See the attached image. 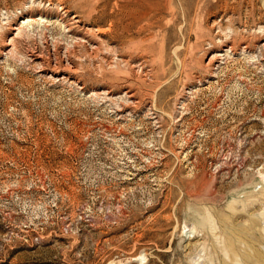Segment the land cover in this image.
I'll return each instance as SVG.
<instances>
[{
    "label": "rangeland",
    "instance_id": "rangeland-1",
    "mask_svg": "<svg viewBox=\"0 0 264 264\" xmlns=\"http://www.w3.org/2000/svg\"><path fill=\"white\" fill-rule=\"evenodd\" d=\"M263 178L264 0H0V264H262Z\"/></svg>",
    "mask_w": 264,
    "mask_h": 264
},
{
    "label": "bare ground",
    "instance_id": "bare-ground-1",
    "mask_svg": "<svg viewBox=\"0 0 264 264\" xmlns=\"http://www.w3.org/2000/svg\"><path fill=\"white\" fill-rule=\"evenodd\" d=\"M99 48H101V46L91 45L90 49L92 52H95V54L98 53L102 61H104V63L106 62L107 66H109L112 62L108 59V57L102 55L104 53H102ZM262 182L264 184V178L262 179ZM259 232L260 231H257L252 227L244 230L231 229L228 233L224 232V249L226 250V254H228L229 259H236L237 257L247 261L248 259H255L258 261L260 260L262 264H264V250L259 248L260 242L256 238V236L259 235ZM241 239H243V241H241ZM257 242L259 243L257 244ZM242 243H244L243 247ZM141 259L143 258L139 256L140 261H142Z\"/></svg>",
    "mask_w": 264,
    "mask_h": 264
}]
</instances>
